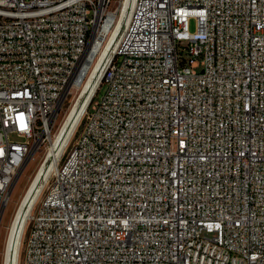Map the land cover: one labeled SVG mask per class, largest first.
<instances>
[{
	"label": "built area",
	"instance_id": "obj_1",
	"mask_svg": "<svg viewBox=\"0 0 264 264\" xmlns=\"http://www.w3.org/2000/svg\"><path fill=\"white\" fill-rule=\"evenodd\" d=\"M38 153L2 264H264V0H0V226Z\"/></svg>",
	"mask_w": 264,
	"mask_h": 264
},
{
	"label": "rangeland",
	"instance_id": "obj_2",
	"mask_svg": "<svg viewBox=\"0 0 264 264\" xmlns=\"http://www.w3.org/2000/svg\"><path fill=\"white\" fill-rule=\"evenodd\" d=\"M127 19V18H126ZM195 26H194V22L191 23V30H194ZM124 30V26H121V28H119L117 30V32L119 33L118 35L120 36V34L123 32ZM103 95V91L100 92L99 98ZM69 106V100H67L65 102V105L62 109V111L60 112L57 124L62 121V119L65 116V112L68 109ZM40 155L41 153H38L35 157V160L30 161V163L26 166V168L24 169V172L22 173L14 191L11 197V201L9 206L7 207L5 214L3 216L2 219V223L0 226V264H2V256H3V251H4V247H5V241H6V236H7V228L9 226V224L12 221L13 215L20 203V200L22 198V196L27 192L32 179L35 177L36 174V170L37 167L39 165L40 162ZM34 187V186H32Z\"/></svg>",
	"mask_w": 264,
	"mask_h": 264
},
{
	"label": "bare ground",
	"instance_id": "obj_3",
	"mask_svg": "<svg viewBox=\"0 0 264 264\" xmlns=\"http://www.w3.org/2000/svg\"><path fill=\"white\" fill-rule=\"evenodd\" d=\"M128 20V16H127V19H126V21ZM118 29H119V27H118ZM38 182V180L33 184V185H35L36 183ZM31 191V190H30ZM26 192L23 196H22V198H21V200H20V202L23 200V201H28L29 200V197L31 196V192Z\"/></svg>",
	"mask_w": 264,
	"mask_h": 264
}]
</instances>
